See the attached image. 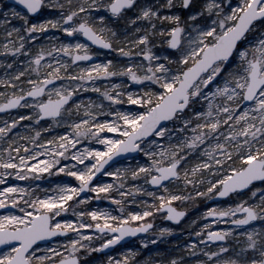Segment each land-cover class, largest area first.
Here are the masks:
<instances>
[{"label":"snow or ice","instance_id":"snow-or-ice-1","mask_svg":"<svg viewBox=\"0 0 264 264\" xmlns=\"http://www.w3.org/2000/svg\"><path fill=\"white\" fill-rule=\"evenodd\" d=\"M0 17V112L29 109L0 117V264H90L155 214L180 222L177 202L217 197L231 202L205 206L183 247L264 264V0H0ZM45 173L73 179L42 187ZM101 199L115 208L77 210ZM158 255L142 264H184Z\"/></svg>","mask_w":264,"mask_h":264},{"label":"rangeland","instance_id":"rangeland-1","mask_svg":"<svg viewBox=\"0 0 264 264\" xmlns=\"http://www.w3.org/2000/svg\"><path fill=\"white\" fill-rule=\"evenodd\" d=\"M5 3L6 0H5ZM2 18V17H0ZM49 35H52L53 33L50 31L48 33ZM33 44L34 50L35 47L37 46L36 42H30ZM40 43H46L43 39V37H41L40 39ZM157 51H163V49L158 48ZM105 55L109 56V58L111 56H118L117 53L111 52L110 54H108L107 52H104ZM24 58V57H21ZM0 59H5V57L0 56ZM105 59V56H99V60H103ZM95 63V62H93ZM2 69H0V74H2ZM119 78H116V80H118ZM116 80H113L112 82H116ZM104 84H108L109 81H103ZM88 97H91L93 100H97V102H99V94L98 93H94L91 91L85 92V93H80V98L84 99L85 102H87ZM105 103V105H108V101L104 100L103 101ZM125 107H130L125 105ZM29 111V109L26 108H18L16 111L9 113V114H4V115H0V117L2 118H7L8 116H17L19 114H24L26 115L27 112ZM27 123H34L32 121H21V125L27 124ZM63 129L62 128H57L56 131L57 132H61ZM16 131H20L23 132L24 129L18 125ZM79 147V146H78ZM68 162V161H65ZM121 163H129V161H121ZM66 179H73L70 177H67L65 174L61 173V174H53L52 176H48L47 173L44 174V178H42L41 180H37L35 181V183L37 184H41L42 187H52L54 186L56 183L61 182L62 180H66ZM103 179L105 180H112L114 178L112 177H104ZM12 180L16 183H20V184H25V183H31V181H22V180H17L15 177L12 178ZM138 183H143V181H135ZM5 185H0V188L4 187ZM115 194V193H114ZM140 199H151L147 196H145L144 194H138ZM129 199H131V197H129ZM208 200H203V202L199 205H197L196 203L194 205H192L190 210H187V220H185L182 223V226L179 227V229H177L176 226H172L168 223H166L163 220V215L162 214H155V219L153 220L154 222V227L151 231L148 232V234L144 237H141L139 239H136L132 242H130L128 245H130L129 247L132 248H137L139 249V254L136 257V260L138 262V264H142L143 261L147 260L149 257H152L153 259H159L161 258L159 254H162L164 259H168L171 258L173 256H189V258H192V260H189V264H196V260L198 259H203L204 257L202 256V254H200L198 251L193 254V255H189V253L191 252V249H187L184 248L183 246L187 243H189L191 240H197L200 239L202 240L203 238H197L193 233L195 231L198 230L199 225H201L203 222H207L205 220V218L202 216V213L205 210V206L207 207H211L210 205H208ZM227 202H231V200L229 199ZM71 203V202H69ZM99 206L101 208L104 207H111V208H115V206L113 205L112 201L109 200H93L90 202L89 205L87 206H79L77 210H83V208L87 207V208H92V207H96ZM177 206L182 207L183 204H180L179 202H177ZM129 210H140V205L137 204H129L127 205ZM118 212V209H115ZM191 211H193L191 213ZM0 212H3L2 210H0ZM65 218L71 219L73 218V213L70 211L66 214H64ZM149 219V218H146ZM211 218H207V220H210ZM192 220H196V224L193 225L191 223ZM181 225V224H180ZM219 227H227L229 225H225V224H219ZM160 227H170L173 228L174 231L170 234H165V236L161 237L159 240H157L156 238V233H158L159 228ZM213 227H216V225H214ZM151 239V240H155L156 243L155 244H149L147 248H145L143 245H141L139 243V241L141 239ZM232 241L230 240L229 243H231ZM203 246V245H201ZM129 247H125L123 249L117 250L116 252L110 253V254H105L102 255L100 257L99 255V251L97 252H93L88 256V260L90 261V264H107V257L109 255L115 257V258H122L120 256V254L122 252H125L127 248ZM215 250V249H213ZM185 253H187L186 255H184ZM196 254H199L200 256H198L196 258ZM141 255V256H140Z\"/></svg>","mask_w":264,"mask_h":264},{"label":"flooded vegetation","instance_id":"flooded-vegetation-1","mask_svg":"<svg viewBox=\"0 0 264 264\" xmlns=\"http://www.w3.org/2000/svg\"><path fill=\"white\" fill-rule=\"evenodd\" d=\"M102 51V50H101ZM103 52H105V51H103ZM107 53L108 54H110L111 52H109V51H107ZM97 59H99V56L97 57ZM96 61V60H95ZM17 109H15V110H11V111H9V112H7V113H5V114H9V113H12V112H14V111H16ZM229 200V198H227V199H225V200H221V201H219V202H212V201H210V200H208L207 202H208V205H210V206H213V204L215 203V204H224L225 202H227ZM163 215V220L166 222V223H168V224H170V225H172V226H176L177 227V229H179V227H181L182 226V223L185 221V220H187V215L178 223V224H172V223H169V222H167L166 220H165V216H166V213H163L162 214ZM153 224H154V222H153ZM181 224V225H180ZM151 231V230H150ZM148 233H146L145 235H143L142 237H144V236H146ZM139 238H141V237H138V238H135V239H133V240H131V241H129V242H126V243H124V244H122L121 246H117L116 248H114V250L113 251H111L110 253H113V252H116L117 250H120V249H123V248H125V247H129L130 245H128L130 242H132V241H134V240H136V239H139ZM215 245H216V243H210V244H208V246L209 247H211L212 248V250L213 249H215ZM204 246V245H203ZM110 253H108V254H110ZM99 255H100V257L103 255V254H101V253H99ZM196 255H198V254H196ZM141 256V255H140ZM184 260H185V257H184ZM189 260H192V258H189ZM188 264H189V262H188Z\"/></svg>","mask_w":264,"mask_h":264},{"label":"water","instance_id":"water-1","mask_svg":"<svg viewBox=\"0 0 264 264\" xmlns=\"http://www.w3.org/2000/svg\"><path fill=\"white\" fill-rule=\"evenodd\" d=\"M7 2H9V3H11L12 2V0H6ZM101 50H103V49H101ZM106 51H109V50H106ZM95 60H97V57H95V58H93V60L91 61V62H94ZM12 110H15V109H12ZM9 111H11V110H9ZM5 112H0V114H4ZM228 197H225V198H214L213 200H210V201H212V202H219V201H221V200H225V199H227ZM166 217V216H165ZM183 219V218H182ZM181 219V220H182ZM165 220L167 221V222H169V223H172V224H178L179 222H176V221H171V220H168V219H166L165 218ZM146 233H138L136 236H128V237H125L124 238V240L123 241H121L120 243H118L117 245H113V246H111L109 249H105V250H103V251H100L101 253H109L110 251H112L116 246H118V245H122V244H124L125 242H127V241H129V240H131V239H133V238H136V237H141V236H143V235H145ZM213 243H219V242H213Z\"/></svg>","mask_w":264,"mask_h":264},{"label":"trees","instance_id":"trees-1","mask_svg":"<svg viewBox=\"0 0 264 264\" xmlns=\"http://www.w3.org/2000/svg\"><path fill=\"white\" fill-rule=\"evenodd\" d=\"M203 202V200H201V201H199V202H187V204H183V206L182 207H186L187 208V210H190L191 209V207H192V205H194L195 203L197 204V205H199V204H201ZM193 211H191V213H192ZM231 243H234V241H232ZM187 253H185L184 255H186ZM230 254H231V252H230ZM198 256H200L199 254L196 256V257H198ZM188 262H189V256H185V260H184V264H188Z\"/></svg>","mask_w":264,"mask_h":264}]
</instances>
